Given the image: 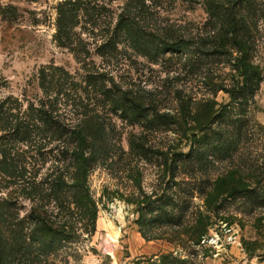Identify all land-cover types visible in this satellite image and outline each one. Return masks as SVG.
Returning <instances> with one entry per match:
<instances>
[{
    "label": "rangeland",
    "instance_id": "1",
    "mask_svg": "<svg viewBox=\"0 0 264 264\" xmlns=\"http://www.w3.org/2000/svg\"><path fill=\"white\" fill-rule=\"evenodd\" d=\"M65 1L0 0V201L12 203L2 209L11 263L264 264V0L237 10L247 81L210 0H79L62 46L54 35ZM126 9L177 47L156 52L150 40L135 50L115 28ZM49 106L66 128L86 127L90 157L81 188L55 196L54 177L82 181L73 142L36 119L26 138L10 130ZM36 212L47 234L66 237L33 242Z\"/></svg>",
    "mask_w": 264,
    "mask_h": 264
},
{
    "label": "trees",
    "instance_id": "2",
    "mask_svg": "<svg viewBox=\"0 0 264 264\" xmlns=\"http://www.w3.org/2000/svg\"><path fill=\"white\" fill-rule=\"evenodd\" d=\"M214 1L215 0H210V2L206 3L210 20H212L215 24L223 22L224 27L226 28V33L232 36V41L230 42L235 44L236 49L238 50L237 52L241 54L236 60V69L241 70L240 76L244 81H247L250 79V66L248 65L246 58L247 48L245 46V42L242 38H238V32L241 30V28H243V22L242 19H240L237 11L245 0H228L225 3H216ZM78 10L79 0H69L58 5L54 39L59 45L64 46L66 42L71 40V29L76 22V14ZM115 26L117 30L122 32L126 40L130 42L135 50L146 51V44H148L150 40L153 42L156 41V52H164L177 47L176 43H166L165 41L158 40L154 36L147 34L144 31V28L140 27L139 23L135 20V15H133L132 12L127 9L122 11V13L118 16ZM201 49L202 55L206 56H212L217 52L215 48L211 51L207 48ZM51 108L50 106L46 109L40 107L34 109L32 112H27V114L24 113L26 117L23 119H16L13 126L10 127V130H12V134H22L26 138L31 131L35 130L36 126L33 123V119H36V121L42 123L46 127H49V129L52 128L51 130L54 131L58 137L65 133L68 139L73 142L74 147L70 153V157L72 162L76 165L77 174L79 175L80 179H82V181L68 184L64 181V179L61 178V176L54 177L50 182V193L51 195L55 196L57 191L61 190L62 188L76 189L77 187H80L88 173L90 157L87 155L88 148L86 127L77 126L73 128H66V126H64L59 120L57 114ZM5 114V111L0 110V120ZM5 164L8 163L4 160L2 165L5 166ZM5 170L4 172L7 171ZM10 206H12V203L9 201H0V264H12L11 258L8 255V249L9 246H11L8 237L12 235L10 232L11 221L7 212L2 210H7L11 208ZM33 219L37 228L35 229L36 236L32 239V241L38 243V245L46 246V243L53 242L54 238L63 239L66 237L62 231H51L47 234V230H49L51 226L46 225L47 223L40 213L36 212L33 215ZM201 236L203 235H198L193 240L198 241Z\"/></svg>",
    "mask_w": 264,
    "mask_h": 264
}]
</instances>
